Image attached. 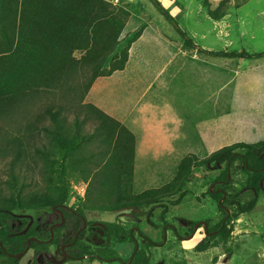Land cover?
<instances>
[{
	"label": "rangeland",
	"instance_id": "374dc122",
	"mask_svg": "<svg viewBox=\"0 0 264 264\" xmlns=\"http://www.w3.org/2000/svg\"><path fill=\"white\" fill-rule=\"evenodd\" d=\"M107 1L114 6H119L127 10L128 18L119 35L120 42L118 43L115 51L104 63L103 72L97 77H117L119 74L118 71L114 70L107 74V70H109L112 66L119 50L126 46L128 39L134 34V32L140 30L138 38L133 41L127 49L128 57L131 54L130 59L127 57V66H134L135 52L143 51L148 45L149 47L151 46L149 50L163 52L172 51L176 54L174 58L179 57L182 59L183 63H181L180 66L178 65L177 69H175V62L173 60V67L170 65L165 70L161 69V72L160 70H157L158 73H161L159 78L154 77V74L150 76V70L148 75L149 81L152 85H150L148 81L143 82L142 84L149 85L148 95L160 92L161 95L156 98L157 101L163 105L166 103L167 105L172 104L175 113H178L177 117L182 118L183 121L185 119H190L191 112H194L195 116L196 114L197 116L199 115L200 106L202 105L201 98L203 99V102L207 101L206 98H208V95L213 93L214 85L219 82V77H221V94L223 99L229 97L233 93L232 87L237 83L248 84V89L242 90L243 92L255 93L257 91L256 93L264 95V56L251 59L222 57L220 76H218L215 72H211L207 76V73H203L201 70H198L197 67H194L197 65V62L200 61L198 58L199 52L203 50L199 45L200 37L205 35L207 37L213 36L216 34L215 31H222L227 34L231 27L232 32L230 36L224 38L225 44H229V39H235L238 40V43L234 45L237 50L240 49V45H245V49H248L250 52H252V50H264V15L255 19L252 17L253 14L263 13L259 11H248L247 13H249L251 19L247 20L244 19V14L246 12L242 10L240 11L243 7H239L240 4L245 2L264 4V0H211L212 8H217L218 12L224 11V15L219 19H213L208 15L207 9L203 5L202 0H159L162 5L168 9L171 14H173L177 24L192 39L194 42L193 47L184 45L183 39L176 33L172 25L169 24L162 15H160L150 0ZM238 13L241 14V18L238 17ZM234 15L235 20L233 21L232 18ZM147 36L152 38L161 36L162 38L161 41L155 40L151 42ZM140 38L143 39L139 40ZM136 41L135 50V48H133V44ZM248 43H252L253 47L249 48V46H247ZM231 47L233 46H230V48ZM73 54L75 57H80L81 52L74 51ZM177 58L175 59L176 62ZM164 60H166L165 57L154 59V62H156L154 65H161V63L165 62ZM178 61L181 62V60ZM187 63L189 64V67H187ZM89 75L90 73L86 68L76 69L68 82L70 86L72 85L71 87L69 86V88L66 87L64 89L58 88L59 90H40L32 97L29 96L27 101L24 102L22 106L10 111L5 117L0 118V200L2 198H9L12 202V199L14 200L17 197L18 187H20L21 198L25 201L30 202V200H32L33 202L44 192H47V190L51 193L55 189L57 190L60 188L62 182L67 186V197L64 202L68 205H79L80 202L84 200L87 189L90 192L92 191L91 199L94 201L96 200L95 189L102 187L98 183V180H100L98 175L101 174V164L99 166H95V163L99 164L104 161L105 156L99 154L97 151L104 149L106 147L105 143L102 144L97 138L92 137L88 141L82 140V143L77 152H75V155L69 158L59 152L58 149L53 148V146L55 147L54 141L52 145H49L48 137L45 134V131L42 130V126L44 125L51 126L50 119L44 113V108L48 104H54L55 106L61 105L63 107L66 115L64 121L67 125L73 124L76 117L75 114H77L76 119L80 121L79 135L82 136L83 134L93 133L92 130L94 120L92 119V114H88L85 117L86 108L80 107L83 103H91L87 98V91L89 89L85 90L84 84V81L86 82ZM249 86L252 87L250 88ZM261 87L263 89L262 91L259 90ZM254 88H257V90ZM208 103L209 101H207V104ZM192 104L195 105V109H187V107H191ZM210 109L211 111L213 110V108ZM212 112H210L211 116L215 113ZM208 113L209 112L207 111L205 115ZM84 117L86 118L85 121L82 120ZM178 125L179 129H177L176 132L179 137L175 139L173 151L167 156H159L160 159L162 158V161L161 163H158L168 165V171L162 172L164 173V178L162 179H167L171 173L174 172L179 159L189 154L188 152H196L199 148L201 150H199L198 153H194L195 156H190L192 160L190 165L191 172L187 175L184 185L179 186L181 189H177L178 185L173 186L171 188L175 190L173 195L168 197V201L164 200L160 206L157 205L159 207H156L155 210H161L163 209V206H166V210L168 211L167 214L171 217H175L177 220L173 221L175 224L184 223L190 227L188 220L196 221L194 225L197 224V228H201L199 232L203 235V220L206 219L208 221V226H211L213 225V222L218 221L222 215V213L217 209L215 202H213L207 194V189L219 186V184L215 183L214 180L219 174L222 166L214 168L211 165L208 167L196 165V162L200 158H204L210 154L207 152V149L204 152L203 147L199 143V141H201L205 146L203 140L199 139L196 132L197 124L196 122H192L189 124L190 126H188L187 123L184 124L181 122ZM184 126H186V128H184ZM247 127H239L241 133L245 135L248 133V135L244 136L247 137V139H244L243 141L239 140L238 142L251 143L256 142V140L259 141V136L253 139L249 137V135L256 134L257 132L259 134L262 130H264V128H260V126L253 127V129H251V127ZM252 131L254 132L251 133ZM12 139L22 141V147L26 149L27 153L20 155V160L13 161V150L16 147L12 145ZM36 147L41 149L45 147L51 151L49 162L51 164V171L53 170V180L48 185H45L44 183V178L41 172V165L44 167V162L40 156L36 154V151H34ZM127 150L130 151V148ZM2 151L4 153H2ZM81 156H83L84 159H80V161L79 158ZM117 157L118 154H112V158L111 156L109 158L107 157L108 159L106 158V163L104 162L105 164L103 166L107 165L109 160L112 161L113 159V169L116 170L114 164L117 162ZM123 157L126 158L123 163V170L125 171L129 166V155H126L125 153ZM149 158V168L152 166L156 168L155 166L157 165H154V161H151L152 156ZM71 159L73 162L72 166L69 167V161ZM165 159H167V161H165ZM235 165H237L236 162H234L233 167H231L228 173L227 178L230 182L228 190L230 192L238 191L239 196L236 198L241 201H245L248 200L252 194L242 188L245 175L239 169L234 167ZM83 167L86 168V170L89 169V172L92 171V174L95 177H92V185L89 188L88 180H85L83 178V174L79 171ZM107 172L108 175L112 174L110 170ZM153 173V169H145L144 172L141 170V172H138V177H142L146 180V176ZM11 174L15 175L17 184L16 186L9 187L7 180H10ZM127 175L128 173L125 174L124 172L121 175L120 180L125 181V177L127 178ZM155 183L157 184V180L149 179L143 186L136 184V186H134V192L140 188L154 186ZM47 186L49 189H47ZM12 191L14 193L13 196H11ZM35 192L37 193L35 194ZM105 198L108 200V197L105 196ZM110 200H112V197L109 201ZM259 201V205L256 203L257 205L253 210L245 212L243 215L258 217L261 219L264 215V196L260 197ZM233 206L234 205H228V208L233 210ZM23 211L31 213L34 212L33 209H25ZM110 212L113 213L115 211L104 212L105 219L110 217ZM248 222L249 219L242 216L240 223L234 225V229L232 230L235 231V228H237L238 231L231 233L226 242L216 239V245L205 250L202 257H193L192 255L196 250L192 248L188 252V254H190V258L188 260L190 262H200V264H228V262H230L231 255H233L232 262L234 264H246L247 262L250 264H257L258 262H263V250L260 246L262 239L264 238V229L260 224L258 227H253V225ZM178 227L184 226L179 225ZM86 230H89L88 227ZM94 232L98 235L96 230H94ZM179 234H183V229L179 230ZM99 238L100 236L95 240L97 241ZM198 241L194 244V246L198 243Z\"/></svg>",
	"mask_w": 264,
	"mask_h": 264
},
{
	"label": "trees",
	"instance_id": "16d2710c",
	"mask_svg": "<svg viewBox=\"0 0 264 264\" xmlns=\"http://www.w3.org/2000/svg\"><path fill=\"white\" fill-rule=\"evenodd\" d=\"M150 1L183 39L184 45L193 47L192 39L177 24L170 11L159 0ZM202 3L208 15L213 19H219L224 15V11L218 12L217 8L211 7V0H202ZM127 18V10L114 6L107 0H0V118L22 106L29 96L32 97L40 90L69 88L68 82L76 69L86 68L89 71L90 75L86 82L84 81L85 90H88L94 79L103 72L104 63L120 42L119 35ZM139 34L140 30L134 32L126 46L119 50L107 74L124 67L128 57L127 49ZM74 51L81 52L80 57H75ZM211 52L224 58L251 59L264 56V50L248 52L241 49ZM80 107L86 108L85 117L92 114L93 133L79 135L80 121L76 119L77 114H75L73 124L67 125L64 121L66 115L63 107L54 104H48L44 108V113L50 119L51 126H42V130L48 137L49 145H52L54 141L55 147L53 148L69 158L75 155L82 140L97 138L100 143L106 145L104 149L97 151L105 156L104 161L99 164L94 162L95 166L101 164L98 183L102 188L95 189V201L91 199L92 191L87 189L84 200L76 207L80 216L85 211H119L123 208L138 209L157 206L164 200H169L168 197L175 191L171 189L173 186L178 185V189L180 185H184L187 175L191 172L190 156H195L193 153L179 160L175 174L169 182L157 188L132 194L133 134L95 105L83 103ZM85 117L83 121L86 120ZM11 142L16 147L13 150V161L20 160V155L27 153L22 147L23 142L15 139ZM128 148L130 151L127 150ZM34 151L44 162V167L41 165V172L45 185H48L53 180V170L51 171L49 162L51 151L45 147L42 149L36 147ZM125 153L129 155V166L124 171L123 163L126 158L123 155ZM112 154H118L117 162L114 164L116 170L113 169V159L103 166L106 158L110 156L112 158ZM80 159L83 160V156ZM72 162L71 159L69 167L72 166ZM234 162L237 163L234 167L245 175L242 188L252 194L245 201L236 198L239 196L238 191L228 190L230 182L227 177ZM196 165L205 167L211 165L214 168L222 166L214 180L219 186L207 189V194L215 202L222 215L211 226H208V221L204 220V235L194 246L197 251H205L216 245V239L226 242L232 231V221L238 215L253 210L259 198L264 196V140L253 143L235 142L222 146L208 156L200 158ZM108 170L112 172L111 175H108ZM79 171L83 174V178L88 180L89 188L92 185V177L95 178L92 171L89 172V169L86 170L84 167ZM124 172L128 175L125 181H121L120 178ZM10 180H7L8 186H16L17 181L14 174H11ZM18 188L20 190L17 191V197L12 199V202L9 198L2 200L4 203L0 205L1 208L36 209L51 205L58 206L63 204L67 197V186L63 182L60 188L51 193L47 190L33 202L23 200L20 196L21 188ZM47 189H49L48 186ZM13 194L12 191L11 196ZM109 197H112V200L109 201ZM228 205H234V209L230 210ZM163 211H166V206ZM80 223V220H76L75 227ZM102 223L106 227L104 231L106 235L109 230L108 223L104 221ZM188 223L191 230L196 221L188 220ZM118 227H115L116 231ZM175 234L178 236L176 232ZM71 253V257L75 259L88 255L89 259L97 257L100 260L119 263L129 261L131 264H145L147 262V256L143 250L135 249L128 259L122 260L109 245L94 251L90 250L79 238Z\"/></svg>",
	"mask_w": 264,
	"mask_h": 264
},
{
	"label": "crops",
	"instance_id": "0c3cea01",
	"mask_svg": "<svg viewBox=\"0 0 264 264\" xmlns=\"http://www.w3.org/2000/svg\"><path fill=\"white\" fill-rule=\"evenodd\" d=\"M260 4L255 2H245L240 4L239 7H243L240 11L242 10L246 12L244 14V19H251L249 13H247L248 11H259L263 13L253 14L252 17H254V19L263 16L264 4ZM234 17L235 15L232 18L233 21L235 20ZM238 17H242L240 13H238ZM231 32L232 27L227 34L222 31H215L216 34L213 36H201L199 45L203 50H199L201 51L198 55L200 61H198L197 65L194 67H197V69L201 70L203 73H207V76L211 72H215L218 76H220L222 57L214 55L211 51L248 50L245 49V45H240V49L237 50L234 45L238 43V40L235 39H229V44H225L224 38L230 36ZM147 37L151 42L155 40L161 41L162 38L161 36L153 38L149 36ZM143 38H140L139 40ZM137 41L133 44V48H135ZM230 46L233 47L230 48ZM247 46L251 48L253 47V44L248 43ZM150 47L148 45L143 51L135 52L134 66H127V59L125 66L122 69L116 70L119 73L116 78L114 76L97 77L87 91V98L93 105L107 113L112 118L116 119L133 134L134 150L132 193L134 194H138L147 189L160 187L173 178L177 165L174 172H172L167 179H162L164 178V173L162 172L168 171V165L159 164L162 161V158L160 159L159 156H167L173 151L175 139L179 137L177 136L178 133L176 131L179 129L178 124L181 122L184 124L187 123L188 126H190L189 124L192 122H196V132L199 139L203 140L205 146L201 141H199V143L203 147V151L205 152L207 149L208 153H212L224 145H229L238 142L239 140L243 141L244 139H247V137L244 136H247L248 133L246 135L241 133L239 127L248 126L253 129V127L260 126V128H264V95L256 93L257 91L255 93L243 92L242 90L248 89V84L237 83L232 87L233 93L229 97L223 99L221 94V77H219V82L214 85L213 93L208 95V98H206L209 103L207 104V101L203 102V99L201 98L202 105L200 106L198 116L197 114L195 116L194 112L190 111L191 117L189 120L185 119L186 121H183L182 118H178V113H175L172 104L167 105L166 103L163 105L157 101L156 98L161 95L160 92L148 95L149 85H143L142 83L148 81L149 84L152 85L149 81L148 75L150 70V76L154 74V77L159 78L161 73H158L157 70H160L161 72V69L165 70L170 65L173 67L174 62L175 69H177L178 65L180 66V64L183 63V60L176 57V62V58H174L176 54L174 52L149 50ZM248 52L250 51L248 50ZM252 52L259 51L252 50ZM130 55L128 57L129 59ZM164 57L166 58L164 63L157 66L154 65V63H156L154 62V59ZM178 60H181V62ZM187 67H189L188 63ZM249 87L251 88L252 86ZM165 89L168 90L167 88ZM254 89L257 90V88ZM259 90L262 91V87ZM194 106L195 105L192 104V106L187 107V109L194 110ZM210 108H213L214 111H212L215 112L213 116L210 115V112H212ZM207 111L209 113L205 115ZM184 128H186V126H184ZM251 129L249 128L250 131ZM253 132L254 131L251 133ZM257 136H259L260 140H264V130H262L259 134L257 132L256 134L249 135V137L253 139L257 138ZM199 150L201 149L199 148L196 152L188 153H198ZM150 156H152L151 161H154V165H157L155 166L156 168L153 166L149 168L148 162L150 161ZM165 161H167V159H165ZM145 169L154 170L153 174L146 176V180L142 177H138V172H141V170L144 172ZM149 179L157 180V184L155 183V185L151 187L148 186L140 188L134 192V186H136V184L143 186ZM259 202L260 201H258V205ZM159 206H146L138 209L123 208L122 210L115 211L113 213L110 212L111 215H109L110 217L107 219H105L104 216V212L106 211L94 210L90 211L88 215H90L92 219L108 223L109 230H107V236L105 237L106 244H108L123 260L128 259L133 250L139 249L145 251L146 253L147 262L145 264H200V262H190L188 260L190 258V254H188V252L190 249L194 248V244L201 239L204 235V231L202 235L199 232L201 228H197V224L193 225L191 230L187 224H175V222H173L176 220L175 217L169 216L167 214V210L163 211L165 206H163V209L161 210H155V208ZM243 214L244 213L238 215V217L232 221V230L234 229V225L240 223L242 216L249 219L248 223H251L253 227H258L260 224L264 229V215L261 219H259L258 217L245 216ZM216 222L217 221L213 222V224ZM179 225L184 227H178ZM99 226H102V224H99ZM116 226H119L117 231L115 229ZM180 229H183L182 235L179 234ZM235 229L236 230L231 231V233L238 231L237 228ZM147 240L151 242H148ZM260 247H262V255L264 257V238L262 239ZM203 253L204 251L196 250L192 256L202 257ZM232 258L233 255H231L230 262H228V264H234L232 262ZM68 264L131 263H129V261L127 263L112 261L100 262L96 258L87 259L84 257L82 260H71ZM246 264L250 263L247 262ZM257 264H264V261L258 262Z\"/></svg>",
	"mask_w": 264,
	"mask_h": 264
},
{
	"label": "flooded vegetation",
	"instance_id": "af4514ba",
	"mask_svg": "<svg viewBox=\"0 0 264 264\" xmlns=\"http://www.w3.org/2000/svg\"><path fill=\"white\" fill-rule=\"evenodd\" d=\"M79 205L64 202L33 209V213L23 211L25 208L0 207V264H68L71 260L89 259L88 255L71 257L78 238L94 251L108 245L102 221L92 219L87 211L80 216L76 210ZM76 220L81 222L77 227Z\"/></svg>",
	"mask_w": 264,
	"mask_h": 264
},
{
	"label": "water",
	"instance_id": "95a60500",
	"mask_svg": "<svg viewBox=\"0 0 264 264\" xmlns=\"http://www.w3.org/2000/svg\"><path fill=\"white\" fill-rule=\"evenodd\" d=\"M62 262V261H61Z\"/></svg>",
	"mask_w": 264,
	"mask_h": 264
}]
</instances>
